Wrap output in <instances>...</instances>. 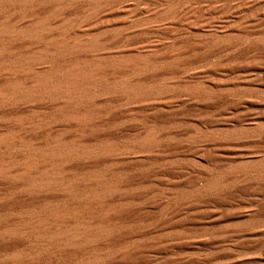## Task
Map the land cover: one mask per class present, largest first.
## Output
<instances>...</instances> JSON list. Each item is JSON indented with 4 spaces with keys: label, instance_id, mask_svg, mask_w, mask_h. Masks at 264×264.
Segmentation results:
<instances>
[{
    "label": "rangeland",
    "instance_id": "obj_1",
    "mask_svg": "<svg viewBox=\"0 0 264 264\" xmlns=\"http://www.w3.org/2000/svg\"><path fill=\"white\" fill-rule=\"evenodd\" d=\"M173 3L192 15L185 25L207 11L210 16L196 25L213 21L215 31L138 15L131 18L135 23L99 37L107 49L142 52L141 59L108 70L105 85L148 95H103L81 112L88 116L82 123L60 117L44 101L0 105V137L11 144L0 161H18L54 144L106 151L59 167L65 175L96 176L93 188L113 189L97 202L94 216L77 218L110 230L106 245L76 259L65 253L66 264H264V0H130L131 13L113 19ZM116 6L112 11L124 10ZM226 12H241L233 23L248 26L249 33L219 29ZM239 76L244 84L217 85ZM5 80L0 76V84ZM235 101L244 103L231 110ZM24 181L0 179V230L76 204L39 194L22 199ZM23 249L22 238H0V264H61L52 257L12 262Z\"/></svg>",
    "mask_w": 264,
    "mask_h": 264
},
{
    "label": "bare ground",
    "instance_id": "obj_2",
    "mask_svg": "<svg viewBox=\"0 0 264 264\" xmlns=\"http://www.w3.org/2000/svg\"><path fill=\"white\" fill-rule=\"evenodd\" d=\"M128 1L130 0H0V76L6 77L4 83L0 84V105H25L24 103L28 104L29 101H44L42 104L60 117L82 123L88 116L81 112L88 108L91 101L103 95L127 93L130 95L129 99L148 95L150 91L138 88H115L114 85H105L108 70L127 65L134 58L141 59L142 52L132 55L128 51L127 55L126 51L107 49L106 43L99 37L108 30L135 23L131 18H139L138 15H144L143 17L152 23L164 24L169 21L181 27L192 15L189 16L190 12L183 9L179 11V6L173 3L152 13L150 9H145L133 16L113 19L119 14L131 13ZM116 4L122 5L124 10L112 11L117 7ZM238 13L241 12L224 13L219 29L224 30L226 35L249 33L248 26L241 23V27L240 24L233 23ZM205 16H210L207 11L198 18L199 22ZM211 23L213 21L204 25L203 22L199 26L188 22L183 26L185 30L191 31H215L216 25ZM232 23L234 25L229 26ZM231 69H226L222 77L229 76L227 73L230 72L231 75L234 70ZM27 78L31 80H23ZM235 79L239 82H234ZM244 82L247 85L253 84V81ZM237 84H244L242 76L217 83L218 87ZM243 103L235 101L230 102L228 106L231 110H237ZM10 147L11 144L0 137V153L3 149L8 151ZM105 152L102 148L81 149L54 144L43 150L28 151L18 161H0V179H26L19 186L20 194L24 195L22 199L39 194L51 199L65 198L76 201L69 211L46 209L48 214H45L42 209L44 214L32 215L18 219L10 225L6 224L0 230V238L23 239L24 249L10 258L12 262L26 260L31 263L52 257L58 259L57 262L66 264V261L61 259L63 254H69L76 259L77 254L87 253L107 240L110 230L103 231L98 226L92 227L91 223H83L77 218L94 216L97 210H100V205L97 204L112 193L113 189L110 190L108 186L93 188L92 183L98 178L92 174H84L79 178L74 177V174L65 175L59 168L63 163L88 161L102 156ZM93 263L95 261L90 260L78 264Z\"/></svg>",
    "mask_w": 264,
    "mask_h": 264
}]
</instances>
